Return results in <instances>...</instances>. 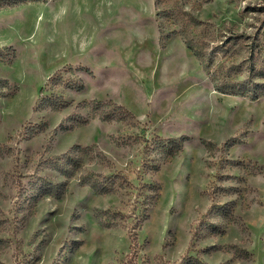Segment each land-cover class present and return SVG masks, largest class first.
<instances>
[{
  "label": "rangeland",
  "instance_id": "rangeland-1",
  "mask_svg": "<svg viewBox=\"0 0 264 264\" xmlns=\"http://www.w3.org/2000/svg\"><path fill=\"white\" fill-rule=\"evenodd\" d=\"M246 77L264 0H0V264H264V94L215 86Z\"/></svg>",
  "mask_w": 264,
  "mask_h": 264
},
{
  "label": "trees",
  "instance_id": "trees-1",
  "mask_svg": "<svg viewBox=\"0 0 264 264\" xmlns=\"http://www.w3.org/2000/svg\"><path fill=\"white\" fill-rule=\"evenodd\" d=\"M3 1L7 3L19 2V0H3ZM180 15H186L187 19H186L185 29L186 27H189L190 25L200 24V21L193 18L191 15L186 14V12L183 10L182 11L180 10L175 13V16H180ZM179 32H185V31L184 29H180ZM185 44L187 45L188 48H190L193 51L195 56H197L198 58L202 60L203 66L205 68H209L211 66V64L213 63V59H214L213 52L216 51V47L211 46L210 49H207V48L204 49L203 47H201L200 49H198L197 48L198 44L207 46V43L203 41L202 39L200 40L185 39ZM236 68H237L236 66L229 67L225 75L230 76L232 73L237 72ZM253 68H254L253 65L250 64L249 71L253 70ZM210 76L212 77L213 80L217 79L218 70L215 69L214 71H212ZM215 86H216V89L222 93H231V94H240V95L248 94L249 98L252 100L256 99L259 95L264 94V82L262 83L253 82L249 77H246L242 80H237V81H232V80L227 81L226 79H221L217 81ZM175 141H177V139H169L167 143L171 144V143H174ZM3 147H5V145H0V156L9 155L11 151L10 148L5 147V150H4ZM76 148L78 149V147L74 146L71 148V150H74ZM66 159L67 161L71 160L70 157H67ZM68 171L69 170H65L64 173L66 175L70 174V172ZM115 178H116V175L115 176L109 175L107 177L101 178L100 180L98 178L90 179L87 175H84L81 179V182H89L93 186L94 189H97L101 192H109V191L114 190L113 185L115 184ZM48 186L49 187L46 188L45 191L55 194V195H59L61 193L60 191H56L55 189L56 186L50 183H48ZM132 235H131L133 237L132 241L133 240L136 241V234L134 233Z\"/></svg>",
  "mask_w": 264,
  "mask_h": 264
}]
</instances>
